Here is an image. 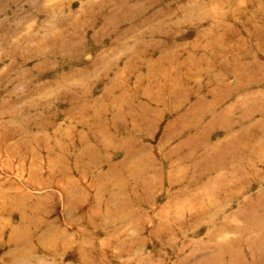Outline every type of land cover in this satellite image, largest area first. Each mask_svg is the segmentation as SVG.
Segmentation results:
<instances>
[{"label": "rangeland", "instance_id": "374dc122", "mask_svg": "<svg viewBox=\"0 0 264 264\" xmlns=\"http://www.w3.org/2000/svg\"><path fill=\"white\" fill-rule=\"evenodd\" d=\"M134 1L0 0V264H264V20L251 0L107 11ZM157 62L181 74L159 103Z\"/></svg>", "mask_w": 264, "mask_h": 264}, {"label": "bare ground", "instance_id": "6f19581e", "mask_svg": "<svg viewBox=\"0 0 264 264\" xmlns=\"http://www.w3.org/2000/svg\"><path fill=\"white\" fill-rule=\"evenodd\" d=\"M104 1H106V0H102V2H104ZM109 1H112V2H114V0H109ZM192 2H194V5H193V7L192 8H188V10L186 11V13L187 14H185L186 16H191L192 14H193V10L194 9H196L199 5H201L202 3H200L201 1L200 0H191ZM222 1H224V0H222ZM151 2V3H150ZM251 2L253 3V7H252V9H249L248 11H247V13H249L248 15H251V16H249V18H248V20H247V22L248 21H251V19H255L256 17H259V15H260V19H263L264 20V12H262V13H259V11H260V9L262 8V6H263V8H264V0H251ZM141 4H143V3H141ZM145 4H147V6L149 7H154V3L152 2V1H150V0H146V2H145ZM144 4V5H145ZM138 1L137 0H135L134 2H133V5H132V7L127 11V12H124V13H119V12H116L115 11V8H110V9H108L107 11L108 12H110L111 14H114V17L116 18V20L117 19H121V20H123L122 22H129L130 24H132V25H140V24H142V23H145V22H147L148 21V19H152V18H155V17H157V15L155 14V15H153V14H151L150 16H148L149 14H148V12H149V10H147V8L146 7H142V6H140V5H138ZM229 10H231V9H229ZM105 11H106V9H105ZM228 10H226V8H225V6H218V7H216V9L213 11L214 13H212V16L214 17V24L211 26V28H215V30L217 29L218 30V28H221V25H222V23H220V22H218L219 20H221L223 17H226V15H228V12H227ZM102 12H104L101 8H99L98 10H97V14H100V13H102ZM198 17H205V15H203V14H199L198 15ZM143 19V20H142ZM146 19V20H145ZM142 20V21H141ZM114 20H112V22H113ZM258 23H254V22H252L250 25H251V29H250V34L251 35H255L256 37H257V39L260 41V42H262L261 40V36H264V33L262 32V31H264L263 30V28H261L259 25H257ZM70 25V24H69ZM73 28L78 32V33H80L81 32V30H82V28H81V26L79 25V24H74V26H73ZM109 28V27H108ZM106 31V27L105 28H102L101 29V33H104ZM119 31H121V32H119ZM115 32H118V33H120V34H123V33H125V32H127V31H123L122 30V28H120L119 27V25H117V26H115V28H114V30H113V32L112 33H115ZM209 44V52L208 53H210V57H222L223 56V52L221 51V50H219L217 47V45H215V44H218L217 42H215V43H208ZM259 46L261 47V43H259ZM244 48H245V46H243ZM243 51H245V50H243ZM68 54H70V53H72V52H67ZM204 56V55H203ZM206 57V56H205ZM136 58L137 59H139L138 57H137V55H136ZM145 60H147V58H146V56L145 55H143L138 61H139V63H144L145 62ZM209 60H211V59H209ZM50 61V60H49ZM102 61V63L100 64V66L102 67L103 65V63H108L105 59L104 60H101ZM138 61H136V62H138ZM199 61V60H198ZM236 61V60H235ZM159 62V61H158ZM158 62L157 63H154L155 65L154 66H150V69H148L147 70V72L145 73V74H143V77L141 76V78L142 79H140V80H142V81H145V84H146V86H145V88L146 89H148L149 87H150V83L152 82V81H154L155 79L157 80V79H159L160 80V82H158V87H157V90H156V93H153L151 96L152 97H150V99H152V100H155L157 103H159L160 101L162 102V100L160 99V97L158 96V94H157V92L158 91H162V90H165V91H170L171 93H173V90H175V89H177V87L179 86V78H181V74H180V72L179 71H175V70H165V69H163V68H161L160 66H159V64H158ZM160 62H164L163 60L162 61H160ZM196 63V62H195ZM195 63H194V65H195ZM132 65V64H131ZM131 65H128V67H130ZM99 66V67H100ZM107 66V65H106ZM106 66L104 67V68H106ZM159 67V68H158ZM51 68H53V67H51ZM54 69V68H53ZM162 70V71H161ZM94 71L95 72H99V70H98V68H94ZM154 72L156 73V72H158L159 74H160V76L157 78V76H155V74H154ZM194 74H196V72H190V76H193ZM84 75V73H82L81 74V76H83ZM77 76H79V75H77ZM80 77V76H79ZM169 78V79H168ZM81 79V78H80ZM53 82V81H52ZM51 84H55V81L53 82V83H51ZM56 85V84H55ZM40 86V85H39ZM39 89H42V87L40 86V88ZM146 91H148V90H146ZM177 91V90H176ZM35 92H37V91H35ZM42 93H44L43 95V99H46V100H58V98H60L58 95H56L55 93H53V91L51 92V91H47V90H40V94H42ZM151 92H148L147 94H150ZM62 98V97H61ZM111 100L113 101V102H115L114 104H112V106H111V110H113V111H117V108H116V99L115 98H111ZM38 102V101H37ZM75 107H76V105H74ZM40 108H42V109H44V110H47V111H50V110H52L53 108H49V106L45 103L44 105H42ZM48 108V109H47ZM80 108L83 110V112L82 113H84L85 115H89V117L90 118H85L84 120H83V124L86 126V127H88V128H92L93 126L95 127L96 126V124H95V122L97 121V122H99L98 121V119H97V117H96V115H98L100 112L97 110V108L96 109H90V110H88L87 108H84V106L83 105H80ZM81 109H79V110H81ZM80 112V113H81ZM92 117V118H91ZM131 117V116H130ZM99 123H101V122H99ZM51 126H53V125H51ZM79 127V126H78ZM130 128H132V129H134L132 126H129ZM131 129V130H132ZM59 134V133H58ZM100 135V134H99ZM66 136L64 135V136H62V139H64ZM61 139V138H60ZM68 140V139H67ZM84 146H85V139L83 138V136H81V134H80V136H78L77 138H76V145H74V147H73V149H74V153H75V155L72 157V160L74 161V165L76 166V164H75V162H77V160H78V154L80 155V153H82V151H83V149H84ZM63 149V148H62ZM99 156V155H98ZM132 156L130 155V156H128V159L129 158H131ZM103 160V159H102ZM78 169V168H77ZM92 187H97V185L96 184H92L91 185ZM62 188L64 189V190H66V187L65 186H62ZM3 209V206L2 207H0V211Z\"/></svg>", "mask_w": 264, "mask_h": 264}]
</instances>
